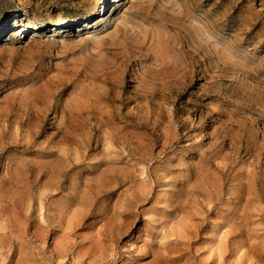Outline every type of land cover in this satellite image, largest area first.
Instances as JSON below:
<instances>
[{
  "label": "rangeland",
  "instance_id": "rangeland-1",
  "mask_svg": "<svg viewBox=\"0 0 264 264\" xmlns=\"http://www.w3.org/2000/svg\"><path fill=\"white\" fill-rule=\"evenodd\" d=\"M0 264H264V0H0Z\"/></svg>",
  "mask_w": 264,
  "mask_h": 264
},
{
  "label": "bare ground",
  "instance_id": "bare-ground-1",
  "mask_svg": "<svg viewBox=\"0 0 264 264\" xmlns=\"http://www.w3.org/2000/svg\"><path fill=\"white\" fill-rule=\"evenodd\" d=\"M101 12L102 13H104V14H106L107 13V11H105V9H104V7L102 8V10H101ZM103 14V15H104ZM15 19H16V17H15ZM70 21H71V19H58V20H56V21H54L53 22V25L54 26H59V25H62V24H64V23H66V22H68V23H70ZM14 22L16 23V20H14ZM44 24L43 23H38V22H36V23H33V24H31V26H28V27H23V28H20L19 30H18V32L20 33V35H22V33L24 32L25 34L27 33L26 31L28 30H31L32 28H34V29H37V28H41V27H44L43 26ZM52 25V24H51ZM47 27V26H46ZM53 27V26H52ZM31 31H29V33H30ZM185 67V66H184ZM206 211V210H205ZM165 233V232H164Z\"/></svg>",
  "mask_w": 264,
  "mask_h": 264
}]
</instances>
